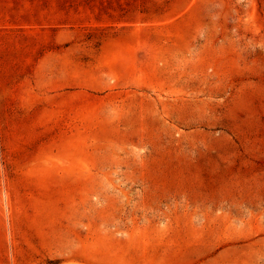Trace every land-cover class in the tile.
Listing matches in <instances>:
<instances>
[{
	"label": "rangeland",
	"instance_id": "1",
	"mask_svg": "<svg viewBox=\"0 0 264 264\" xmlns=\"http://www.w3.org/2000/svg\"><path fill=\"white\" fill-rule=\"evenodd\" d=\"M0 264H264V0H0Z\"/></svg>",
	"mask_w": 264,
	"mask_h": 264
},
{
	"label": "bare ground",
	"instance_id": "2",
	"mask_svg": "<svg viewBox=\"0 0 264 264\" xmlns=\"http://www.w3.org/2000/svg\"><path fill=\"white\" fill-rule=\"evenodd\" d=\"M229 48V47H228ZM210 55V54H209ZM157 57V56H156ZM207 60V59H206ZM230 62V61H229ZM228 62V63H229ZM220 65V64H219ZM231 66V65H230ZM229 70V69H228ZM170 72V71H169ZM144 78V77H143ZM145 81V80H144ZM143 110H144V103H142L140 105V108L137 109V122L138 123H142L143 122V119H144V115H143ZM145 112V111H144ZM145 114V113H144ZM107 122V120H106ZM99 126V125H98ZM106 129V127H105ZM109 131V130H108ZM72 135V134H71ZM166 151V150H165ZM169 164V163H168ZM169 177V176H168ZM150 229V228H149ZM136 235V234H135ZM107 241V240H106ZM92 243V242H91ZM99 243V242H98ZM104 243V242H103ZM102 243V244H103ZM134 243V242H133ZM95 245V244H94ZM137 245V244H136ZM94 247V246H93ZM139 261V260H138Z\"/></svg>",
	"mask_w": 264,
	"mask_h": 264
}]
</instances>
